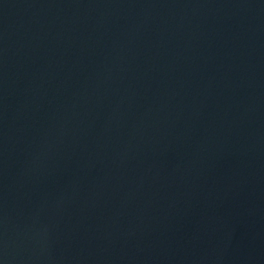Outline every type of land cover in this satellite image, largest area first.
Wrapping results in <instances>:
<instances>
[{
    "label": "water",
    "instance_id": "95a60500",
    "mask_svg": "<svg viewBox=\"0 0 264 264\" xmlns=\"http://www.w3.org/2000/svg\"><path fill=\"white\" fill-rule=\"evenodd\" d=\"M0 264H264V0H0Z\"/></svg>",
    "mask_w": 264,
    "mask_h": 264
}]
</instances>
